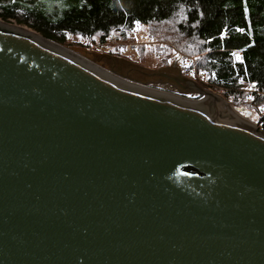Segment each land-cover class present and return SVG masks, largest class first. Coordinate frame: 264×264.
Masks as SVG:
<instances>
[{"label": "water", "instance_id": "95a60500", "mask_svg": "<svg viewBox=\"0 0 264 264\" xmlns=\"http://www.w3.org/2000/svg\"><path fill=\"white\" fill-rule=\"evenodd\" d=\"M35 33L0 21V264H264L256 113Z\"/></svg>", "mask_w": 264, "mask_h": 264}, {"label": "trees", "instance_id": "16d2710c", "mask_svg": "<svg viewBox=\"0 0 264 264\" xmlns=\"http://www.w3.org/2000/svg\"><path fill=\"white\" fill-rule=\"evenodd\" d=\"M0 18L61 45L80 36L98 38L101 47L126 39L138 25H166V39L194 58L193 65L185 60L186 68L206 75L233 106L264 102V0H0ZM258 127L264 131V114Z\"/></svg>", "mask_w": 264, "mask_h": 264}, {"label": "rangeland", "instance_id": "374dc122", "mask_svg": "<svg viewBox=\"0 0 264 264\" xmlns=\"http://www.w3.org/2000/svg\"><path fill=\"white\" fill-rule=\"evenodd\" d=\"M0 21L11 24L16 27L26 28L32 32H36L31 29L28 25L18 24V22L15 20L6 21L0 18ZM165 33L166 25L161 28H151L148 26L138 25L133 29V31L128 32L126 39H122V36H120L121 38H115L113 42L110 41V43L104 47H101L99 45L98 38L88 40L80 36H69L67 43L62 46L79 55L80 57L92 62L93 64H96L103 70L109 71L115 76H118L126 81L171 93L174 95H178L187 99L198 100L202 98L204 96L202 91H180L173 83L167 80L142 82L119 75L113 72L112 70L93 61L92 59L88 58L81 52L75 50L74 48H72V46L83 47L87 51L96 54L125 59L155 71L167 66H172L177 60L176 66L181 69V73L183 75L191 78L202 88L217 94L226 102L230 103V101L226 99L222 93L217 92L210 87L206 75L200 76L197 72H195V68L192 69L193 71L186 68V66H189L190 63H192L193 65L194 58H185V56L171 42H169L168 39H166ZM165 47L169 48L170 50L164 49ZM186 59L192 61L187 64V62L185 61ZM168 61L169 64L167 63ZM248 101L250 102L251 98H248ZM231 106L233 105L231 104ZM242 106H246L247 109L253 110L256 113V116L252 119V122L253 124L258 126V122L261 119V116L264 114V112H261V109L264 107V102L261 104H259L258 102L252 107H248L246 103H244Z\"/></svg>", "mask_w": 264, "mask_h": 264}, {"label": "built area", "instance_id": "2783aa9c", "mask_svg": "<svg viewBox=\"0 0 264 264\" xmlns=\"http://www.w3.org/2000/svg\"><path fill=\"white\" fill-rule=\"evenodd\" d=\"M115 40V38H113L111 40V42H113ZM133 48V47H132ZM235 58H236V61L237 62H243L244 61V58H243V55L241 53H236L235 54ZM192 61V60H191ZM261 112L263 113L264 112V107L261 109Z\"/></svg>", "mask_w": 264, "mask_h": 264}, {"label": "bare ground", "instance_id": "6f19581e", "mask_svg": "<svg viewBox=\"0 0 264 264\" xmlns=\"http://www.w3.org/2000/svg\"><path fill=\"white\" fill-rule=\"evenodd\" d=\"M22 29H26V28H22ZM26 30H28V29H26ZM28 31H30V30H28ZM31 32V31H30ZM34 33V32H33ZM36 34V33H35ZM68 51H70V50H68ZM72 52V51H71ZM74 53V52H73ZM79 56V55H78ZM88 61V60H87ZM90 62V61H89ZM92 63V62H91ZM93 64V63H92ZM95 65V64H94ZM97 66V65H96ZM97 67H99V66H97ZM100 68V67H99ZM102 69V68H101ZM106 71V70H105ZM107 72H109V71H107ZM110 73V72H109ZM110 74H112V73H110ZM112 75H114V74H112ZM115 76V75H114ZM116 77H118V76H116ZM118 78H120V77H118ZM120 79H122V78H120ZM122 80H124V79H122ZM124 81H126V80H124ZM129 82V81H128ZM227 103V102H226Z\"/></svg>", "mask_w": 264, "mask_h": 264}, {"label": "snow or ice", "instance_id": "6c2138e0", "mask_svg": "<svg viewBox=\"0 0 264 264\" xmlns=\"http://www.w3.org/2000/svg\"><path fill=\"white\" fill-rule=\"evenodd\" d=\"M237 31L243 32L244 29H243V28H241V29H237ZM250 46H253V45H250ZM250 87H255V85L253 84V85H251Z\"/></svg>", "mask_w": 264, "mask_h": 264}]
</instances>
